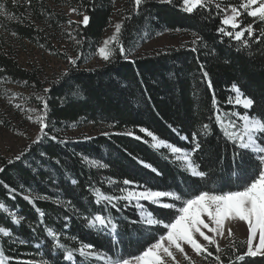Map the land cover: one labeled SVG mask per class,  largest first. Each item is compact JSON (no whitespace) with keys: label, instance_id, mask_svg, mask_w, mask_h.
Returning a JSON list of instances; mask_svg holds the SVG:
<instances>
[{"label":"trees","instance_id":"16d2710c","mask_svg":"<svg viewBox=\"0 0 264 264\" xmlns=\"http://www.w3.org/2000/svg\"><path fill=\"white\" fill-rule=\"evenodd\" d=\"M217 2L222 7L229 3L239 6L243 0H213L206 10L193 14L182 11L179 0L171 3L145 0L138 13L132 11L133 0H31L30 5L25 0H0L5 8V13L0 15V88L5 82L23 83L44 97L49 105L45 129L48 136L33 144L38 132L16 154L25 153L18 161L14 160L16 155L0 159V167L4 169L0 172V202L8 209L0 210V226L12 233L10 237L0 235V251L9 258V264H39L42 260L48 264H97L99 259L81 257L75 251L81 242L113 256L117 251L135 255L143 250L144 241L150 235L155 239L161 234L159 229L149 230L131 223L139 220V214L124 201L118 205L119 210L106 202L96 204L94 188L109 195H121L125 179L154 190H177L187 195L192 191L198 194V190L235 187L237 181L229 168L234 146L216 125L212 98L215 94L222 112L243 114L242 106L234 107L227 102L229 97L235 98L231 91L235 82L255 99L251 113L264 115V40L250 41L244 48L217 33L223 16L218 14ZM71 8L89 15V24L70 25L69 20L79 22L83 17L75 13L78 21L72 20L67 13ZM240 11L242 26L252 24L254 35H259L264 30V22L247 16L243 9ZM118 22L123 24L121 39L130 58L125 60L117 52L112 62L102 59L101 63L87 67L96 56L106 30ZM164 32L178 33L184 40L175 47L138 53L143 43ZM193 33L201 37L195 45ZM13 40L31 42L68 60L67 53L55 45V40L58 43L65 40L68 45L65 51L71 57L75 58L78 52L83 56L76 67L68 63L65 70L69 76L63 75L64 70L44 79L36 70L19 65L11 47ZM193 48L197 50L192 51ZM201 65L209 73L211 90L200 71ZM37 106L39 110L43 107L41 101ZM205 123L210 124L207 136L201 132ZM87 124L98 128V132L93 135L67 132L73 126ZM141 127L188 150L192 148V134L199 133L202 147L193 154V159L208 176L202 180L183 171L167 148L152 147V139L139 131ZM129 131L133 135H127ZM53 135L57 141L49 138ZM181 136L188 139L182 140ZM61 140L66 143H59ZM85 156L107 167L90 166L84 161ZM10 159L14 161L12 164L8 163ZM140 161L151 163L162 175L144 168ZM110 180L115 183H109ZM25 195L47 198L35 199L30 204ZM144 204L148 210L164 216L175 214L174 210H162L147 201ZM36 208L45 213L43 218ZM11 213L24 219L20 224H13ZM96 213L111 216L118 222L122 242L115 248L110 232L87 227L85 217ZM46 228L58 232L59 242L74 250L73 261L64 260L63 249L53 246ZM236 246L237 254L245 253L242 244L236 243ZM223 249V262L228 264L230 258L234 261L231 246ZM246 261L264 264V256L246 257Z\"/></svg>","mask_w":264,"mask_h":264},{"label":"snow or ice","instance_id":"6c2138e0","mask_svg":"<svg viewBox=\"0 0 264 264\" xmlns=\"http://www.w3.org/2000/svg\"><path fill=\"white\" fill-rule=\"evenodd\" d=\"M25 2L31 4V0H25ZM144 2L145 0H133L132 11L138 13ZM164 2L171 3L172 0H164ZM212 3L213 0H179L181 10L188 14L206 10ZM215 7L218 14L223 13L220 20L221 26L216 29L221 36L236 41L244 48L249 46L250 41L254 40L259 43L264 40V30H261L259 35H254L252 24L242 26V22L238 20V17L242 15L240 9H243L247 16L254 17L259 22H264V0H243L239 6L229 3L226 7H222L221 3L217 2ZM229 11L231 14H228ZM70 12L83 16L82 21L79 22L69 20L70 25L82 23L87 26L89 24V15L80 12L77 8H71ZM4 13V5L0 4V15ZM127 18L130 19L131 16ZM122 27L121 22L116 23L113 35L106 38L96 49V54L105 62H112L116 58L117 52L125 60L130 58L129 50L124 46L121 39ZM193 35L195 39L192 44L195 45L198 40H201V37L195 33ZM76 43L79 45L80 41L77 40ZM196 50V48L192 49V51ZM82 56V52H78L75 58L69 56L67 58L68 63L72 67H76L77 61ZM200 71L211 90L212 82L209 73L203 65L200 66ZM63 75L67 77L69 72L65 70ZM231 91L235 93V98L233 100L232 97H229L227 102L233 104L234 107L236 105L242 106L245 109L243 114L236 111L222 112L215 94H213L212 106L215 109L213 115H215L216 125L221 129L224 138L234 146L229 168L237 181L235 187L229 188V190H198V194L196 191H192L190 195H187L177 190H154L146 184L125 179L123 180L125 187L120 189L121 195H109L100 188H94L93 195L96 204L106 202L112 208L118 209L120 202L124 201L127 205L134 206L139 214V220H132L131 223L146 226L149 230L159 229L161 234L155 239H151L150 235L149 239L144 241L146 246L135 255H123L117 251L113 256L98 252L95 250V246L90 243L81 242L79 249L75 250L79 253V256L100 259L103 264H181L179 257H182L187 264H197L188 251L190 249L192 254L202 260L213 257L216 264H223L221 254L225 252V249L221 248L218 241L223 238L234 240V230L237 222H244L247 226L246 241L240 242L241 244L246 243L247 251L242 255L237 254L236 244L232 243L231 252L235 259L233 261L230 258L228 264H247L246 257L264 256V115L251 113L250 110L255 104V99L245 94L237 83L234 82L231 85ZM44 92H49V89H44ZM37 99L41 101L43 107L39 111L35 108L29 109L30 112L36 113L33 122L39 125V134L32 141L33 144L40 143L44 137L48 136L45 129L48 128L49 105L44 97L38 95ZM15 107L23 110L19 104ZM28 119L33 120L32 116H28ZM139 131L152 139L154 149L167 148L173 154L175 162H178L182 170L188 172L190 176L202 180L208 176V173L202 170L201 164L193 159V154L200 151L202 147L199 133L194 132L192 134V148L188 150L160 139L153 131L145 127H141ZM201 132L205 136L209 135L210 124H203ZM126 134L133 135L131 131ZM104 135H107V133H104ZM49 138L57 141V137L54 135ZM136 139H140V137L137 136ZM181 139L187 140L188 137L181 136ZM58 142L66 143L63 140ZM24 155L25 153L21 152L14 157V160L18 161ZM41 155L44 154L41 153ZM167 158L165 157V159ZM83 159L90 166L107 167L99 161L89 160L87 156ZM13 162L12 159L8 160L9 164ZM223 162L221 158V163ZM140 163L157 176L162 175L151 163L145 161H140ZM3 171L4 169L0 167V172ZM71 182L76 183L75 180ZM109 183H115V181L110 180ZM4 187L9 188L7 184ZM9 190L11 192L15 191V189ZM46 198L43 196L35 198L29 195L24 196V199L30 204L34 203L35 199ZM142 201H147L150 205H156L162 210H174L175 214L164 216L148 210L141 203ZM0 210L8 211L3 202H0ZM36 212L41 218L45 216V213L39 208H36ZM11 218L13 224H20L24 219L23 217L17 218L15 213H11ZM85 219L89 229L99 228L110 232L113 236L114 248L122 242L119 239L118 222L114 221L111 216L96 213L94 215L90 214V218L85 217ZM41 223H43V219H41ZM65 227H67V224H65ZM45 231L46 235L53 240V246L57 249H63L64 260L73 261L75 259L74 250L68 249L65 244L59 242L60 234L51 228H46ZM0 235L10 237L12 233L10 229L0 226ZM21 243H24V241H21ZM212 246H215L216 249L215 256L209 251ZM0 264H9V258L5 256L3 251H0ZM39 264H48V262L42 260Z\"/></svg>","mask_w":264,"mask_h":264},{"label":"rangeland","instance_id":"374dc122","mask_svg":"<svg viewBox=\"0 0 264 264\" xmlns=\"http://www.w3.org/2000/svg\"><path fill=\"white\" fill-rule=\"evenodd\" d=\"M67 13L70 14L72 20L78 21L76 14L70 12V9L67 10ZM228 14H231L230 11ZM82 19L83 17L81 20ZM238 20H240V17H238ZM114 25L115 24H111L106 30L101 44L106 38L113 35V32L115 31ZM58 38H60V36ZM57 40H55V45H57L59 51L66 52L68 57L71 56V53L65 51L68 47L67 42L65 40H60L58 43ZM183 40L184 38L178 33L164 32L148 39L145 43H143L138 50V53L152 52L155 49L175 47ZM11 47L14 49L15 58L19 65L24 68L36 70L38 75L44 79L54 77L67 68L68 60H64L63 58L51 54L50 52L41 49L31 42L24 41L23 43H19L16 40H13L11 42ZM102 61L103 60L99 57V55L96 54V56L92 58L86 64V66L93 67ZM38 95V92L31 90L23 83L5 82L3 86H1L0 159H8L16 155L19 150L39 132V125L33 122L35 120L36 113L29 111V109L32 108H35L37 111H39L37 106L40 102V100L37 99ZM10 100L11 102H9ZM17 104L21 105L23 110L16 108L15 105ZM28 116H32L33 120H29ZM67 132L69 134L71 133L72 135H93L98 132V128L87 124L80 125L79 127L73 126ZM166 202L168 201L166 200ZM141 203L144 204V201ZM246 232L247 226L244 224V222H237L234 230V240L232 238H223L218 242L223 249L226 246H231L232 243L236 244L240 243L241 241H246ZM242 245L245 247L246 252V243ZM188 251L190 255L193 256V259L196 260L197 264H216V261L213 259V257H208L207 260H202L201 258L192 254L190 249ZM209 251L213 253V256L216 255L215 246L210 247ZM179 259L181 260V264H187V262L184 261L182 257H179ZM221 260L223 261L222 254ZM96 263L103 264V261L99 259ZM223 264H226V262H223Z\"/></svg>","mask_w":264,"mask_h":264}]
</instances>
